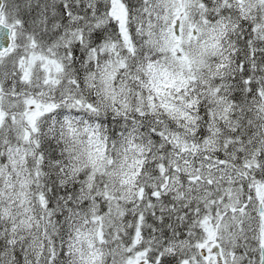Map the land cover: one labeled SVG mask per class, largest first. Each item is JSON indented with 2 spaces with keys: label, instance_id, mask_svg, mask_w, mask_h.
<instances>
[{
  "label": "snow or ice",
  "instance_id": "6c2138e0",
  "mask_svg": "<svg viewBox=\"0 0 264 264\" xmlns=\"http://www.w3.org/2000/svg\"><path fill=\"white\" fill-rule=\"evenodd\" d=\"M0 264H264V0H0Z\"/></svg>",
  "mask_w": 264,
  "mask_h": 264
}]
</instances>
